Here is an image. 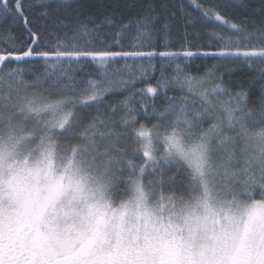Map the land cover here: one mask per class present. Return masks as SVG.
Instances as JSON below:
<instances>
[{"label": "snow or ice", "instance_id": "snow-or-ice-1", "mask_svg": "<svg viewBox=\"0 0 264 264\" xmlns=\"http://www.w3.org/2000/svg\"><path fill=\"white\" fill-rule=\"evenodd\" d=\"M70 9L76 15L68 20L64 13ZM235 9L232 0H137L132 4L100 0L75 6L69 0H0V40L5 44L0 48V85L8 87L0 94V123H11L17 117L27 123L33 118L41 134H62L72 129L84 110L92 106L99 109L107 104V97L120 95L124 99L107 107L113 114L116 106L123 107L120 124L130 129L137 144L133 151L143 159L137 165L134 159L124 158L118 147L121 133L115 130L101 133L114 141L103 154L119 164L120 172L126 167L129 177H138V189L146 183L158 190L163 200L162 189L167 182V200L173 207L177 201L192 199L202 189L198 203L208 208L213 189L220 184L230 187L231 180L243 176L248 192L255 194L259 189L264 195V0H260L258 10L252 9L239 18L233 14ZM181 18L185 33L181 48L169 50L170 28ZM9 21H22L27 33L26 41L18 48L13 47L17 37L7 26ZM194 57L238 62L236 67L246 66L252 74L245 75L233 92L223 83V76L235 71L234 67L207 65L202 74H192L186 70L187 65L177 63ZM40 61L42 73L20 66ZM13 63L17 66L10 67ZM25 71L37 72L33 88L51 82L58 94L39 88L22 94L12 81L15 78L17 85L24 83ZM153 79L155 84L151 83ZM257 82L258 110L244 103ZM138 84L143 86L138 88ZM208 84L211 87H205ZM197 88L207 105L199 110L190 109L183 96L180 103L175 96H168L176 89L193 94ZM160 94L165 100L161 108L147 104V99ZM223 96L228 99L217 101V113L212 97ZM137 97L144 115L155 117L157 123L138 121L132 106ZM206 119L212 123L204 128ZM98 124L104 125L105 121L99 114L90 115L86 131L94 133ZM85 139V151L98 152L94 135ZM253 160L260 162L259 172L246 174ZM240 164L245 165L244 171L238 167ZM170 167L183 169V179L179 172L166 177ZM146 174L151 179L145 181ZM178 179L182 188L177 187ZM189 220L185 216L188 227ZM172 229L147 238V250L159 253L167 264H191V242L177 234L181 230L178 225Z\"/></svg>", "mask_w": 264, "mask_h": 264}, {"label": "rangeland", "instance_id": "rangeland-1", "mask_svg": "<svg viewBox=\"0 0 264 264\" xmlns=\"http://www.w3.org/2000/svg\"><path fill=\"white\" fill-rule=\"evenodd\" d=\"M227 188L211 191L208 208L198 203L202 189L175 207L167 198L150 201L144 189L141 198V188L114 204L98 175L74 156L48 142L0 139V242L19 227H36L68 244L66 252L88 240L82 264L88 257L87 264H162L145 241L178 225L192 244L191 264L239 263L249 252L250 264H264V203L237 204L224 197Z\"/></svg>", "mask_w": 264, "mask_h": 264}, {"label": "trees", "instance_id": "trees-1", "mask_svg": "<svg viewBox=\"0 0 264 264\" xmlns=\"http://www.w3.org/2000/svg\"><path fill=\"white\" fill-rule=\"evenodd\" d=\"M100 2V0H69V3L75 6L77 3L84 4H95ZM111 2V0H108ZM121 3H136L137 0H120ZM232 3L236 5V9L234 11V15L239 18L244 13H250L252 9H259L260 0H232ZM251 5V7H249ZM82 11V9H78ZM68 20L75 18V12L71 9L64 13ZM8 27H11L12 32L17 37L16 43L13 47H20L21 42L26 41L27 33L24 29L23 22L12 23L9 21ZM184 20L181 18L175 27L170 28V34L167 39V43L169 45V50L179 51L181 48V38L184 36L183 31ZM192 30L189 28V35L191 36ZM203 43V41H200ZM5 46L4 42L0 40V48ZM177 63L181 64V67L187 65V71L192 74L203 73L205 66L214 65V64H223L227 67H234L235 71L228 73L226 72L223 76V83L227 85L233 92L237 91L238 82L245 76H251V71L246 66L236 67V63L232 61H223V60H213L207 57H194L190 60L179 59ZM17 65L13 63L10 67H16ZM27 69L28 67H33L38 69L40 73L44 71L43 61H40L39 64L29 65H20ZM175 65H173L174 67ZM85 71H90L86 69ZM158 75V73L156 74ZM37 72H28L25 71L22 74L24 83L16 84L15 78H13L12 84L13 86H18L22 94H31L35 88H39L41 90L47 89L52 91L53 95L58 94V90L51 86V82L39 83L32 87L33 82L36 80ZM78 80L82 79V77H78ZM155 79L151 81L152 84H155ZM219 82V81H217ZM143 85L138 84L137 87H142ZM205 87H211V84L205 85ZM8 90L7 85H0V94L6 92ZM249 90L247 87V82L245 81V89ZM200 89L197 88V91L193 94H189L186 90L181 92V90L176 89L175 91H169L168 96H175L177 99V103H180L181 96L186 98L187 104L192 110H199L201 107H206L203 101L199 96ZM258 93H259V83L253 84L250 88L249 96L244 103H247L249 108H256L258 110ZM124 99L123 96L120 95H111L107 97V104L116 105V102ZM226 101L228 99L227 96L223 97H212L213 104L216 105L214 109L217 113H219V105L217 104L218 100ZM140 98L137 97L132 102V106L137 110V119L141 123L152 124L157 123L158 121L153 116H145L143 110L141 109V105L139 102ZM147 104L152 105L155 103L156 107L159 109L164 105V95L160 94L158 97L153 99H147ZM107 104L100 105L99 109L95 106H92L86 110H84L80 116L78 117L77 123L72 127L71 130L67 132H63L62 134L57 131L55 135L49 136L48 134H41L38 130L36 123H34V119L30 118L27 123H25L21 118L17 117L11 123L2 122L0 123V139H9V140H19L23 139L29 142H48V144L53 145L56 148L58 154L60 155H72L79 162L89 165L92 168L94 174H97L100 181L106 186L107 196L109 200L114 204H119L124 201L130 199V197L138 190V184H140V180L138 177H129V173L127 168L125 167L124 172L119 171V164L115 162L114 159H110L108 156L104 155L105 147L109 144L113 143V140H109L106 136H101V133H108L110 131H119L121 133V137L118 143V147L123 150L122 155L125 159H134L136 164L139 165L142 161V155L140 153L134 152L133 149L137 147L135 142V138L130 134L129 128H124L121 126L120 121L121 118L125 114V110L122 106H116L115 114H113L112 110L107 107ZM151 109H149L150 111ZM100 115V119L105 121L104 125H97L95 132L93 130H87L86 126L90 115ZM212 123L210 119H206L203 123V127L207 128L209 124ZM95 143L98 147V152L94 151H85V146L88 144V140L85 139V136H93ZM238 159H242L238 157ZM260 162L253 160L250 165H247V173L251 174L252 172H259ZM242 171L245 170V165H238ZM180 173V179L184 177V170L177 169L175 167H170L166 172V177ZM145 181L151 179L150 175L145 176ZM238 181V182H237ZM186 183V182H185ZM230 187H228L227 195L224 197L229 198L231 200H235L237 204H250V203H264V195L260 194V190L256 189L255 194L247 191L248 182L245 181L243 176L235 178L231 180ZM178 188H182L183 185L177 183ZM141 189H144L148 195L150 201H157L160 199V192L156 189L149 188L147 184H141ZM162 191L165 192V198H167V193L169 191V184L166 182L163 186ZM201 195V190L198 189L195 196L192 199H195ZM190 199V200H192ZM189 201V200H185ZM184 202V201H183Z\"/></svg>", "mask_w": 264, "mask_h": 264}, {"label": "flooded vegetation", "instance_id": "flooded-vegetation-1", "mask_svg": "<svg viewBox=\"0 0 264 264\" xmlns=\"http://www.w3.org/2000/svg\"><path fill=\"white\" fill-rule=\"evenodd\" d=\"M46 230L19 227L0 242V264H82L86 258L82 248L88 240L77 242L74 249L66 252L68 244L50 240ZM239 251L242 252V248ZM242 257L237 259L239 263L234 261L232 264H250L253 259L251 252ZM162 264L167 262L162 260Z\"/></svg>", "mask_w": 264, "mask_h": 264}]
</instances>
